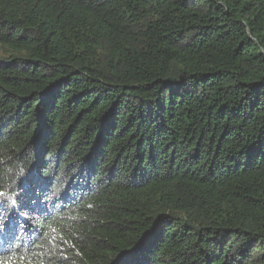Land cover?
<instances>
[{
  "label": "trees",
  "instance_id": "16d2710c",
  "mask_svg": "<svg viewBox=\"0 0 264 264\" xmlns=\"http://www.w3.org/2000/svg\"><path fill=\"white\" fill-rule=\"evenodd\" d=\"M0 264H264V0H0Z\"/></svg>",
  "mask_w": 264,
  "mask_h": 264
},
{
  "label": "snow or ice",
  "instance_id": "6c2138e0",
  "mask_svg": "<svg viewBox=\"0 0 264 264\" xmlns=\"http://www.w3.org/2000/svg\"><path fill=\"white\" fill-rule=\"evenodd\" d=\"M0 195H2V193H0Z\"/></svg>",
  "mask_w": 264,
  "mask_h": 264
}]
</instances>
